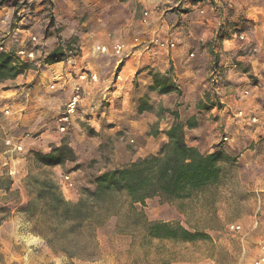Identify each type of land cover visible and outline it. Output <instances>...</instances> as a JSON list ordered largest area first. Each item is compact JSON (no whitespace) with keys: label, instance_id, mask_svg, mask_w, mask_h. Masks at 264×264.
<instances>
[{"label":"crops","instance_id":"0c3cea01","mask_svg":"<svg viewBox=\"0 0 264 264\" xmlns=\"http://www.w3.org/2000/svg\"><path fill=\"white\" fill-rule=\"evenodd\" d=\"M83 3V18L59 21L60 40L53 39L44 55L61 45L66 58L51 65L44 63L39 83L54 81L51 88L61 94L64 91L65 106L82 71L98 75L97 83L84 84L82 114L73 122L71 135H78V128L85 126L97 133L123 131L137 144L134 162L156 154L169 142L166 133L176 122L173 112H177L180 122L190 118L196 122L185 127V138L201 152L209 154L226 145L241 154L240 160L251 156V164H246L250 166L255 165L252 159L259 158L254 156L259 147L264 157V0ZM145 11L150 13L147 23L143 21ZM242 34L245 40L240 39ZM172 43L174 47H170ZM115 45L124 46L123 56L114 53ZM100 46L108 52H100ZM214 71L222 73L221 83L217 78L218 84H214ZM249 75L256 77L257 83L251 84ZM246 90L249 95L242 93ZM40 115H22L18 122L22 142L15 144H24L29 138L31 145L51 151L52 144L59 147L66 142L64 134L50 132V125ZM27 131L38 135L23 137ZM70 146L75 149L73 143ZM259 165L264 169L263 160ZM254 184L261 185L264 192V177L256 178ZM262 196L260 225L244 229L245 236L256 232L259 245L264 239ZM78 198L77 193L67 197L72 201ZM257 256L258 249L254 259Z\"/></svg>","mask_w":264,"mask_h":264},{"label":"rangeland","instance_id":"374dc122","mask_svg":"<svg viewBox=\"0 0 264 264\" xmlns=\"http://www.w3.org/2000/svg\"><path fill=\"white\" fill-rule=\"evenodd\" d=\"M83 4V0H0V47L31 66L22 74L25 76L20 75L15 82L0 83V264H252L257 249L259 251V241H255L256 232L245 236L244 229L253 224L257 194H264L261 185L254 184L256 178L264 177V169L257 166L264 161L261 147L254 155L259 158L252 159L255 165L250 166L246 164H251L248 163L251 156L240 160V153L223 145L221 148L233 161L223 164L220 183L184 203L181 209L159 198L149 200L145 207L137 206L150 221L180 224L190 231L207 234L206 239L174 242L152 238L143 222L136 224L139 212L130 210L125 199L120 202L117 214L96 230L98 251L92 259H70L56 253L39 235L38 222L27 212L35 192V186L28 187L30 179L51 174L66 199L73 193L79 194L75 201L67 199L77 202L84 188L94 187L97 176L131 163L137 151V144L132 142L134 138L123 131L97 133L91 126H85L78 128V135H71L73 122L82 114L81 108L67 132H60L56 120L64 110V91L61 94L52 89L54 81L47 79L39 84L48 56L44 52L52 47L53 39L61 37L59 21L83 18L86 14ZM48 39L51 40L48 42ZM20 51H25V55H18ZM30 52L34 53L33 58L27 55ZM218 72L212 74L214 84H218V80L221 83L222 73ZM249 79L251 84L257 83L256 77L249 75ZM37 112L50 125V132L65 135L66 142L62 145L71 147L73 143L75 149L71 148L76 153V161L56 167L42 166L36 155L50 154L58 146L52 144L51 151L40 149L31 145L29 138L21 144L23 151L7 145L8 139L22 142L18 139L21 133L18 122L22 115ZM37 135L27 131L22 136ZM224 138L227 144L228 139ZM67 175L71 177L69 182L65 180ZM233 224L242 225V230H232Z\"/></svg>","mask_w":264,"mask_h":264},{"label":"trees","instance_id":"16d2710c","mask_svg":"<svg viewBox=\"0 0 264 264\" xmlns=\"http://www.w3.org/2000/svg\"><path fill=\"white\" fill-rule=\"evenodd\" d=\"M65 58L66 52L60 45L46 57L45 63L51 65ZM29 69L31 66L15 53L0 49V83L14 80ZM173 115L176 122L166 133L169 142L159 152L97 176L94 187L84 188L77 202L65 198L51 174L30 179L28 187L35 186V192L27 212L38 222L39 235L54 252L70 259L94 258L98 251L96 230L117 214L123 199L132 211H138V205L145 207L153 198L181 209L184 203L220 183L223 164L233 161L232 156L220 146L206 154L189 145L185 127H193L196 122L190 118L183 123L177 112ZM36 159L39 165L52 167L76 161V153L62 145L50 154H37ZM138 212L136 224L143 222L152 238L195 242L209 237L180 224L150 221L142 211Z\"/></svg>","mask_w":264,"mask_h":264},{"label":"built area","instance_id":"2783aa9c","mask_svg":"<svg viewBox=\"0 0 264 264\" xmlns=\"http://www.w3.org/2000/svg\"><path fill=\"white\" fill-rule=\"evenodd\" d=\"M144 15H145V17H144L145 19L143 21H144V23H147L148 18L150 16V13L148 11H145ZM239 37L241 40L246 39L245 35H243V34L240 35ZM174 46H175L174 43L170 44V47H174ZM0 49L2 50L3 48L0 47ZM98 50L102 53L108 52V48L105 46L98 47ZM113 50H114V53L118 56L124 55V46L123 45H115ZM253 51L258 52V48L254 47ZM25 53H26L25 51H20L18 55H25ZM27 55H29L30 58L34 57L33 52H30ZM78 78L80 80V83H76V85L73 87L72 97H71L70 101L66 103V105L64 106V110L61 112V114L59 116V130L62 133L67 132L68 127L70 125H72V122H73L75 116L80 111V106H81L83 99H84V84L87 82L97 83L99 81L98 75L90 74L87 71H82L78 75ZM117 78H120L119 74L117 75ZM249 94H250V92L248 90L244 92V95H249ZM225 140H227L226 137H225ZM6 143H7V145L13 146L14 150L23 151V147L20 144H15L13 142V140H11V139H8L6 141ZM65 180L69 182L71 180V177L69 175H67V176H65ZM262 208H263V196H262V194L258 193L257 194V210H256L254 220H253V228H257L260 225ZM231 229L234 231H241L242 225L233 224L231 226ZM245 253L246 252H244V255H245ZM252 264H264V239L261 242V244L259 245L258 256H257V258H255L253 260Z\"/></svg>","mask_w":264,"mask_h":264}]
</instances>
